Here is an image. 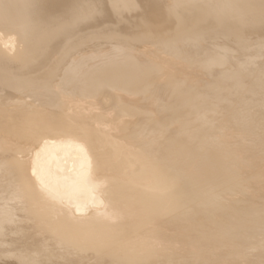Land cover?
I'll return each mask as SVG.
<instances>
[{
	"label": "bare ground",
	"instance_id": "1",
	"mask_svg": "<svg viewBox=\"0 0 264 264\" xmlns=\"http://www.w3.org/2000/svg\"><path fill=\"white\" fill-rule=\"evenodd\" d=\"M0 264H264V0H0Z\"/></svg>",
	"mask_w": 264,
	"mask_h": 264
}]
</instances>
